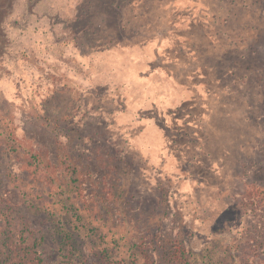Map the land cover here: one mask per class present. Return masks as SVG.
<instances>
[{
    "label": "rangeland",
    "instance_id": "1",
    "mask_svg": "<svg viewBox=\"0 0 264 264\" xmlns=\"http://www.w3.org/2000/svg\"><path fill=\"white\" fill-rule=\"evenodd\" d=\"M256 2L0 0V264L261 259Z\"/></svg>",
    "mask_w": 264,
    "mask_h": 264
},
{
    "label": "trees",
    "instance_id": "2",
    "mask_svg": "<svg viewBox=\"0 0 264 264\" xmlns=\"http://www.w3.org/2000/svg\"><path fill=\"white\" fill-rule=\"evenodd\" d=\"M257 7V16L254 18L257 22L255 26L248 27L250 35L245 37L244 47L250 45L249 40L253 45H259L262 47L264 51V0H257L255 3ZM239 44V43H237ZM261 240L259 243L256 241H252L249 247L253 248V255H258L261 253V259L256 262V264H264V228H262ZM255 242V243H253ZM36 243L32 241H23L21 238L13 237L4 245L3 250L6 255V263L5 264H40L41 259L36 250ZM260 255V254H259ZM175 259L179 260L182 264H185L187 261L184 256V252L177 251L175 254Z\"/></svg>",
    "mask_w": 264,
    "mask_h": 264
}]
</instances>
